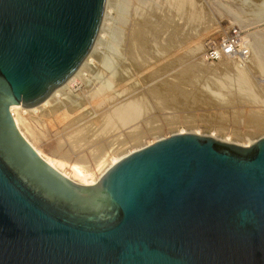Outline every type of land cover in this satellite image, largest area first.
Masks as SVG:
<instances>
[{"label": "water", "instance_id": "obj_1", "mask_svg": "<svg viewBox=\"0 0 264 264\" xmlns=\"http://www.w3.org/2000/svg\"><path fill=\"white\" fill-rule=\"evenodd\" d=\"M104 0H0V264H264V136L192 132L119 158L93 184L50 167L10 104L77 69Z\"/></svg>", "mask_w": 264, "mask_h": 264}, {"label": "rangeland", "instance_id": "obj_2", "mask_svg": "<svg viewBox=\"0 0 264 264\" xmlns=\"http://www.w3.org/2000/svg\"><path fill=\"white\" fill-rule=\"evenodd\" d=\"M195 3V10L202 11L201 13H199L200 11L196 12L195 20H189L186 17L176 16V13L165 4V0L107 1L105 14V22H107L103 28L104 35L98 42L99 50L94 53L96 56H94L92 64L88 66L85 78L74 79L65 89L63 88L64 90H61L65 92L60 91L62 95L59 92L58 95L65 99L58 104L54 111L55 114L46 111L45 108L38 109L36 114L28 113L20 108V111L23 110V113L29 114L25 117L21 112L25 118L29 117L27 122L33 120V122H29V125L31 123L33 126V129L30 126L31 129L38 133L39 140H36L35 143L42 149L45 156L51 158L52 152H56L58 146L61 148L59 150L68 154L70 160L73 159L72 161L83 157L84 161L92 163V159L97 154L105 153L108 162H110L112 157H116L115 155L108 156L110 152L119 154L117 157L119 159L139 147L173 133L192 132L240 145L249 144L264 136V0H195ZM203 13L204 15H202ZM162 18L164 22L166 20L164 24L166 28L161 27L157 22V19L162 21L160 20ZM147 20L154 24L151 26L152 28H155L157 23L160 28L159 32L152 35L153 32L148 30L145 41L135 39L134 25L139 22H143L145 25ZM231 27L237 28L240 35H244L243 37L247 39V56L222 59L219 62L203 59L207 42H218L222 37L224 38ZM172 30H175L174 33L176 32L177 36L181 35L179 37L180 47L177 49L178 51H173L174 54L164 48L167 43L166 39ZM182 33L184 35L188 33L189 39L186 38L187 35H185L186 37L182 36ZM199 38L203 40V48L190 52L189 47L194 42L193 40ZM252 50L263 63L262 67L258 68L249 63L248 59ZM172 58L174 62L170 64ZM234 63L242 66V69L245 70L257 100L251 102L236 94L235 81L232 79L227 82L230 93H226L223 89L224 86H220L223 83L219 81L225 72L230 75L236 72ZM156 70L158 74L154 76L153 72L155 73ZM216 70H219L218 73ZM222 80L224 82V79ZM160 84L165 88L168 85L176 84L175 87L179 90V97H175V102H171L173 105H169L170 107L168 105L160 107L161 104H155L158 101L154 97L153 91L154 88L160 87ZM203 85L206 87L208 85L212 89L215 87L213 90L216 89L215 91L223 94L224 100H217L219 98L215 99L214 97L209 102L211 105L203 102L204 105L201 102V96L204 99L208 97L202 94L203 92L206 94ZM217 86L222 89H218ZM98 91L105 93L107 98L101 103L93 100L95 99L94 94ZM165 92L166 97L168 92L167 90ZM128 101L137 103L139 101L143 112L133 124L122 128L113 123L109 112L114 106ZM196 104L198 105L196 106ZM249 112L250 114H248ZM44 113H47L48 117L44 116ZM249 115L250 119L253 118L252 121L249 120ZM250 122L251 124H249ZM24 132L26 133V131ZM27 134L28 132L26 136ZM135 135L136 138H133ZM28 138L30 139V137ZM74 145L75 148H73ZM45 146H48V150L45 149ZM49 146L52 147V152L51 150L47 152L50 149ZM68 149L74 152L71 153ZM75 149L76 152L79 151L78 155L75 154ZM83 149H85L84 152L81 151ZM66 167L61 171L67 173L71 180L77 182L72 178L70 169L68 167L66 169Z\"/></svg>", "mask_w": 264, "mask_h": 264}, {"label": "bare ground", "instance_id": "obj_3", "mask_svg": "<svg viewBox=\"0 0 264 264\" xmlns=\"http://www.w3.org/2000/svg\"><path fill=\"white\" fill-rule=\"evenodd\" d=\"M107 1L108 0H104V5H103V10H102V14H101V18H100V22H99V26H98V31H97V34H96V36H95V38H94V41H93V43H92V45H91V47H90V50L88 51V53H87V55L84 57V59L82 60V62L79 64V66L77 67V69L66 79V81L64 82V83H62L59 87H57L56 89H54L47 97H45L41 102H39L38 104H34V105H31V106H20L19 104H10L9 105V112H10V114H11V118H12V121H13V123H14V125H15V127H16V129L18 130V132L20 133V135L25 139V141L32 147V149L36 152V154L37 155H39L50 167H52L53 169H55L57 172H59L61 175H63L64 177H66V178H68V179H70V176H68L67 175V173H63L62 171H61V169L62 168H65V166H67L69 169H70V173H71V176H72V178H74V179H76L77 180V182L76 183H78V184H84V185H89V184H93V183H95L99 178H100V176L103 174V172L110 166V165H112L114 162H116L117 160H118V158L117 157H119V154H117L116 152H110L109 154H108V156H111V155H115L116 157H108V158H111L109 161L110 162H108V160H107V157H106V154L105 153H102V154H97V156H95L93 159H92V163H87L86 161H84V158L82 157V158H79L78 160H75V161H72V160H70V158L68 157V154H66L65 152H63V151H61V150H59V149H61L60 147H56V148H58L57 150H56V152H52L53 150H52V147H53V145H52V147H50V149H49V151H47V152H50V150H51V152L53 153V155L51 156V158H48L47 156H45L43 153L44 152H42L41 150V148H39L37 145H36V143H35V141L36 140H39V135H38V133H36V131H34V130H32L33 129V126L31 125V123H30V125H29V122H33V120H31V121H29V122H27L28 120H27V118H29L28 116H27V118H25L26 117V115L28 114V113H37V110L38 109H47L46 111H48V112H52V113H54V111H55V109H56V107H58V104L59 103H61L65 98L63 97V98H61L60 97V95H62V93L63 92H65V91H61L63 88L65 89V87L66 86H68L70 83H71V81H73L74 79H79V78H82V77H84V75H85V72L86 71H88V66L90 65V64H92V62H93V58H94V56H96L94 53H96V51H98L99 50V47H98V42H99V40L102 38V36L104 35L103 34V28H104V26H105V23L107 22H105V19H106V17H105V14H106V11H107ZM165 4L170 8V10H172L173 12H175L176 13V16H178V17H186V18H188L189 20L190 19H193V20H195L196 19V17H197V11L199 12L200 10L198 9L197 11L195 10V0H165ZM197 9V8H196ZM202 11V10H201ZM201 11L199 12V13H201ZM172 12V13H173ZM174 15V14H173ZM201 15V14H200ZM202 15H204V13L202 14ZM206 16V15H205ZM204 16V17H205ZM203 17V18H204ZM161 18V17H160ZM149 19V18H148ZM166 19H168V18H166ZM151 20V19H150ZM150 20H147L146 22H145V25H144V23L143 22H139V23H137V25H134L135 26V31H133V35L135 36V39L137 38V40L139 39L140 41L142 40V41H145V39H146V32H148V30L151 32H153V34L152 35H154V34H157L159 31V29L160 28H158V26H157V23H156V21H155V23H156V27L158 28H152L151 26H153L154 24L153 23H151V21ZM160 20H162V21H159L158 19H157V22H159V25H161V27H163L164 26V24L166 23V20H165V22L163 21L164 19L162 18V19H160ZM187 20V19H186ZM164 22V23H163ZM161 23V24H160ZM170 23V22H169ZM151 24V25H150ZM168 24V23H167ZM107 25V24H106ZM168 26H170V25H168ZM150 27V29H148ZM160 27V26H159ZM165 28H166V26H164ZM172 29V28H171ZM176 29V28H175ZM174 31L175 30H172V32H171V34H170V36H168V39H166L167 40V43H166V45H165V49L168 51V52H171L172 54H174V52L173 51H178L177 49H179V44H180V36L181 35H179V36H177L178 34L175 32L174 33ZM151 32V33H152ZM181 32V31H180ZM177 34V35H176ZM183 34V33H182ZM188 34V33H187ZM187 34H185V35H187ZM184 34L182 35V36H184V37H186ZM208 35V34H207ZM157 36V35H156ZM244 35H240V37H241V39H240V44L242 45V47H240L239 49H238V54H236V55H234V56H232V55H222L220 58H218L217 60H216V62H219V61H221L222 59H224V60H227V59H235V58H243V57H246L247 56V54H248V43H247V39H245L244 37H243ZM184 37H183V39H184ZM201 37V36H200ZM182 38V37H181ZM186 38H188V35H187V37ZM192 38V37H191ZM198 38V37H197ZM203 38V37H202ZM202 38H199V39H196V40H193L194 42L192 43V40H190V41H188V42H190V43H192V45H190V47H189V51L190 52H195V51H199V50H201L202 48H203V40H202ZM182 39V40H183ZM189 39V38H188ZM195 39V38H194ZM136 40V41H137ZM147 41V40H146ZM184 41V40H183ZM182 41V42H183ZM187 41V40H186ZM134 43V42H133ZM144 43V42H143ZM185 43V42H184ZM207 43H210L209 41L207 42ZM160 45V44H159ZM136 46V45H135ZM144 46V45H143ZM145 46H146V43H145ZM183 46H185L184 44H183ZM182 46V47H183ZM140 47V46H139ZM159 47V46H158ZM206 47H207V44H206ZM250 48V47H249ZM101 49V48H100ZM147 49V48H146ZM184 49H186V48H184ZM206 49V48H205ZM245 50V53H242V50ZM134 50V49H133ZM183 50V49H182ZM250 50H251V48H250ZM156 51V50H155ZM154 52V51H153ZM163 52V51H162ZM249 52H251V51H249ZM99 53V52H98ZM188 53V52H187ZM251 55H250V57H249V63L251 64V65H253V66H255V67H258V68H260V67H262L263 66V63L258 59V57L255 55V52H253V50H252V53H250ZM171 55V54H170ZM249 56V55H248ZM170 58V57H169ZM174 58H176V57H174ZM203 58V57H202ZM168 59V58H167ZM203 59H205L206 60V58H205V51H204V58ZM174 59L172 58L171 59V61H170V64H172L174 61H173ZM166 61V60H165ZM206 61H210V60H206ZM167 62H169V60H167ZM240 62V61H239ZM237 63H234V68H235V75L234 74H232V75H230V74H223V78L222 79H224V82H223V80L221 79L219 82L221 83H225L224 85L222 84H220V83H218V84H220V86L221 87H223V89H224V91H226V93H230V89H229V87L227 86V82H228V80L229 79H232V80H234L235 81V86H234V88H235V92H236V94H239L241 97H243V98H245V99H248L249 101H255V100H257V98H256V95H255V92H254V90H253V87H252V85H251V83H250V81H249V79H248V77H247V75H246V73H245V70H243L242 69V66H240V65H236ZM167 65H169V64H167ZM170 66V65H169ZM163 68V67H162ZM196 68V67H195ZM152 69V68H151ZM225 70V69H224ZM160 71H161V69H160ZM217 71V70H216ZM219 71V70H218ZM218 71H217V73H218ZM221 72V71H220ZM224 72V71H223ZM153 74H154V76L155 75H157L158 74V71L156 70L155 71V73L153 72ZM187 74H188V72H187ZM219 74H221L222 75V73H219ZM232 77H230V76ZM152 77H153V75H151ZM218 76V75H217ZM216 76V77H217ZM220 76V75H219ZM215 77V76H214ZM85 78V77H84ZM219 78V77H218ZM218 81V80H217ZM233 81V82H234ZM165 82V81H164ZM180 82V81H179ZM182 82V81H181ZM162 83V82H161ZM206 83H208V82H206ZM209 84H211V83H209ZM214 84H216L217 85V83H214ZM213 84V85H214ZM176 85V84H175ZM175 85H168L166 88L164 87V86H161V84L159 85L160 87H157V88H154L153 90V94H154V97L156 98V100L158 101V103H155V104H161V106L160 105H158V106H160V107H162V106H172L173 104V101L175 102V97H179V95H178V88H176L175 87ZM206 85V84H205ZM205 85H203V86H205ZM212 86V85H211ZM219 86V85H218ZM218 86H217V88H218ZM163 87H164V89H163ZM215 88V87H214ZM213 88V89H214ZM63 89V90H64ZM212 88H210V87H208V85H207V87L205 86V91H206V94L203 92L202 94L203 95H207V97L208 98H206V99H204V98H202V96H201V102L203 103V102H206V104L207 103H209L210 102V100H213V98L215 97V99L216 98H219V99H217V100H224V96H223V94H221L220 92H217V91H215V90H213ZM218 89H220V88H218ZM222 89V88H221ZM220 89V90H221ZM165 90H167V94H168V96H166L165 97V95H166V92H165ZM204 90V89H203ZM220 90H218V91H220ZM62 93H61V92ZM195 91H196V89H195ZM194 91V93H196ZM59 92L61 93L60 95H58L59 94ZM152 92V91H151ZM187 92V91H186ZM185 92V93H186ZM189 92V91H188ZM222 92V91H221ZM200 93V92H199ZM105 94V93H104ZM103 94V92H101V91H98V92H96L95 94H94V96H95V99H93L94 100V102H102V101H105L107 98H106V96ZM235 94V93H234ZM66 95V94H65ZM196 95V94H195ZM201 95V94H200ZM232 95V94H231ZM67 96V95H66ZM69 96V95H68ZM183 96V95H182ZM182 96H181V98H182ZM190 96V95H189ZM192 96H194V95H192ZM199 96V95H198ZM200 97V96H199ZM66 98H68V97H66ZM180 98V99H181ZM185 98H186V96H185ZM178 99V98H177ZM183 99V98H182ZM192 99H195L194 97H192ZM199 99V98H198ZM209 101H208V100ZM179 100V99H178ZM178 100H176V101H178ZM184 100V99H183ZM134 101V100H133ZM123 102V103H120V104H118V105H116V106H114L112 109H111V112H109V113H111L110 114V116L109 117H111L112 118V121H114L113 123H115L116 125H119L120 127H126V126H128L129 124H133V122L135 121V120H137V118L141 115V113L143 112V108H142V106H140V104H139V101H138V103L137 102ZM156 101V102H157ZM199 101V100H198ZM239 101V100H238ZM172 102V103H171ZM192 102V101H191ZM213 102V101H212ZM189 103H190V101H189ZM188 103V104H189ZM194 103H195V101H194ZM193 103V105H195ZM239 103V102H238ZM172 104V105H171ZM201 104V103H200ZM200 104H199V106H200ZM204 104V103H203ZM210 104V103H209ZM234 104V103H233ZM241 104H242V102H241ZM192 105V104H191ZM198 104H196V106H197ZM202 105V104H201ZM205 105V104H204ZM211 105V104H210ZM214 105V103L212 104V106ZM217 105V104H216ZM169 106V107H170ZM207 107H208V105H206ZM195 107V106H194ZM234 107V106H233ZM243 107V106H242ZM20 108H22L24 111H26V112H28V113H26L25 114V112L23 113L22 111H20ZM219 108V107H218ZM251 109V108H250ZM25 115V117L23 116V114ZM41 112V111H40ZM39 112V113H40ZM35 113V114H36ZM43 113V112H42ZM51 113V114H52ZM253 113V112H252ZM35 114H34V116H35ZM55 114V113H54ZM248 114H250V112L248 113ZM257 114V113H256ZM29 115V114H28ZM63 115V114H62ZM246 115H247V113H246ZM44 116H46V117H48V115H47V113H44ZM245 116V115H244ZM247 117H248V115H247ZM59 118H61V115H59ZM110 118V119H111ZM54 119V118H53ZM251 119H253V118H251ZM250 119V115H249V120L250 121H252ZM30 120V119H29ZM55 120H56V118H55ZM248 120V119H247ZM48 121V120H47ZM112 121H111V123H112ZM254 121V120H253ZM50 122V121H49ZM109 122H110V120H109ZM139 122V121H138ZM150 122V121H149ZM152 123V122H151ZM248 123V122H247ZM255 123V122H254ZM263 123V122H262ZM109 124V123H108ZM162 124V123H161ZM249 124H251V122L249 123ZM253 124V123H252ZM109 125H113V124H109ZM30 126H32V129H31V127ZM131 126V125H130ZM153 127V126H152ZM252 127V126H251ZM129 128V127H128ZM250 129V128H249ZM256 129H257V127H256ZM259 129V128H258ZM89 130V129H88ZM126 130V129H125ZM24 131H26V133L28 132V134L30 135H28L27 134V136L28 137H30V139L26 136V133L24 132ZM145 131V130H144ZM256 131V130H255ZM126 137H128V136H126ZM126 137H125V140H126ZM80 138H81V136H80ZM79 138V139H80ZM129 138V137H128ZM133 138H136V135L133 137ZM132 138V139H133ZM138 139V138H137ZM75 140V139H74ZM78 140V139H77ZM219 140V139H218ZM226 140V139H225ZM68 141V140H67ZM86 141V140H85ZM90 141V140H89ZM222 141V140H221ZM74 143V142H73ZM75 143H76V141H75ZM83 143V142H82ZM81 143V144H82ZM85 144V143H84ZM69 145V144H68ZM71 145V144H70ZM94 145V144H93ZM242 145V144H241ZM246 145H248V144H246ZM246 145H243V146H246ZM81 146V145H80ZM87 146V145H86ZM91 146H92V144H91ZM46 147V146H45ZM48 147V146H47ZM47 147L45 148V149H47ZM70 147V146H69ZM76 146L74 145L73 146V148H75ZM44 148V147H43ZM55 148V149H56ZM71 149H72V147H70ZM96 148V147H95ZM77 149H79V147H77ZM86 149H87V147H86ZM98 149V148H97ZM101 149V147L99 148V150ZM103 149V148H102ZM48 150V149H47ZM69 150V149H68ZM99 150H97V151H99ZM55 151V150H54ZM70 152L72 151V150H69ZM79 151H80V149H79ZM78 151V152H79ZM81 151H85V149H83V150H81ZM62 152V153H61ZM69 152V153H70ZM74 152V151H73ZM73 152H71V153H73ZM75 152H76V149H75ZM78 152H76L75 154H77L78 155ZM109 152V151H108ZM107 152V153H108ZM52 153H49V154H52ZM70 153V154H71ZM81 153V152H80ZM99 153V152H98ZM74 154V155H75ZM86 154V153H85ZM72 155V154H71ZM71 155H69V156H71ZM73 155V156H74ZM76 155V156H77ZM72 156V157H73ZM90 157V156H89ZM86 158V157H85ZM66 167V169H68ZM64 170V169H63ZM65 172V171H64ZM70 175V174H69ZM71 180V179H70ZM73 181V180H72ZM75 182V181H74Z\"/></svg>", "mask_w": 264, "mask_h": 264}, {"label": "built area", "instance_id": "obj_4", "mask_svg": "<svg viewBox=\"0 0 264 264\" xmlns=\"http://www.w3.org/2000/svg\"><path fill=\"white\" fill-rule=\"evenodd\" d=\"M240 32L237 28L231 27L229 32L224 35L218 42L207 43L205 49L206 60L215 61L222 55H236L238 54V49L242 47L240 44ZM245 53V50H242Z\"/></svg>", "mask_w": 264, "mask_h": 264}]
</instances>
